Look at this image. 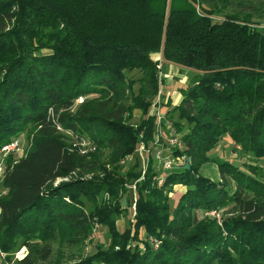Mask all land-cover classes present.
<instances>
[{"label": "trees", "instance_id": "trees-1", "mask_svg": "<svg viewBox=\"0 0 264 264\" xmlns=\"http://www.w3.org/2000/svg\"><path fill=\"white\" fill-rule=\"evenodd\" d=\"M261 20L264 0H0V146L25 137L1 161L0 264H45L50 240L80 244L94 224L108 246L50 264H264ZM159 60L190 78L160 121L172 163L148 156L131 205L137 156L123 174L118 162L155 134ZM123 212L131 234L113 222Z\"/></svg>", "mask_w": 264, "mask_h": 264}, {"label": "rangeland", "instance_id": "rangeland-1", "mask_svg": "<svg viewBox=\"0 0 264 264\" xmlns=\"http://www.w3.org/2000/svg\"><path fill=\"white\" fill-rule=\"evenodd\" d=\"M216 19H219V17L216 16ZM264 21L261 20V23H263ZM160 61V60H159ZM158 72H159V76H160V83H159V90L156 93V103L152 106L150 105L149 107V111L152 110L151 114L154 115L155 119V124H154V130H155V134L153 135V137H151V139H147L145 141V143L142 141L140 142V145L137 147V149L135 151H133L131 154L125 155L123 157H121L119 159V166L117 169V173H121L123 174L125 171H127V169L129 168V165L131 164L134 155L137 156V165L135 167V171H138L139 175H128L124 178V183H123V187L127 188V190L130 193V196H128L129 198V203L131 205L134 204V192H132V189H135V181L139 180L143 177V173L147 167V161H148V156L151 155V158L153 159V166L155 168H159L161 169V167H163V160L165 158H163L161 156L162 154V150L165 148H162L165 146V144H169L168 141V136L170 133L173 132V127L171 126L170 123V119L166 118L165 119V125L162 126L160 121L163 118L164 115V110L166 108L165 103L169 102V103H174L176 102L180 96H181V91L180 89L183 88L186 83L188 82L189 78H190V71L188 70L187 72L185 70H180V73L177 72H172L169 73V71H166L165 68L158 66ZM161 68V69H160ZM183 72V73H182ZM135 75V73H134ZM164 79L165 81L168 80L167 83L162 84V79ZM137 84V83H136ZM135 84V85H136ZM162 87L164 88L163 92H161L160 90H162ZM161 88V89H160ZM162 93V96L161 94ZM139 110L135 109L134 110V114L131 117L130 121H137L138 120V116H139ZM157 116H160V118H157ZM168 130V131H167ZM167 131V132H166ZM168 137V138H167ZM18 143H19V150L17 149L15 152L16 154H21V152L24 149V145H25V137L23 134H19L18 135ZM223 145L219 146L221 148V150L219 148H215L213 151L215 153H221V155H223L224 158L230 160V161H235L238 162L239 156L237 153H234V151L232 149H230L229 144L226 143H221ZM164 155V154H162ZM247 159V157H245ZM258 163L264 164V158L257 160ZM198 171L204 175H207L208 177H210L211 179H218L219 178V173H218V169L215 163L211 162V161H206L204 162L198 169ZM57 181V179H56ZM183 188V186L180 183H175L173 185V189L171 192H169V195L171 197V201H173L177 195L178 192L181 191V189ZM126 190V189H125ZM125 193V192H123ZM123 193H118L117 195H119V202L118 204L120 206H126L125 204V196ZM128 193V195H129ZM123 194V195H122ZM126 194V193H125ZM104 199H108L109 200V195L107 193H103L101 195ZM111 201H114L111 198ZM132 208V207H131ZM208 214L211 213V211L207 212ZM222 213H225V209L222 211ZM132 213H118L114 216V224L116 223V226L121 229L123 227V225H125V228L128 229L130 231V234L132 233V226H131V222H132ZM93 229L92 231H90V233L88 234V237L86 239H84V241L80 244H66L65 242H58L56 239L54 240H50V249H51V253L48 256L45 264H50L51 262L56 261L57 259L62 262V261H66L67 259H69L71 256H75V255H79V254H85L86 252L90 251L93 248V245L95 243H102L101 246L106 247L108 246V237L106 235V231H105V227H95L96 224L93 225ZM152 241L153 239L150 238ZM130 244H133V241H129ZM138 242H140V240H138ZM137 242V243H138ZM26 253V248L25 246H20L18 247L14 253H13V258H19L21 256H23ZM9 264V263H7Z\"/></svg>", "mask_w": 264, "mask_h": 264}, {"label": "built area", "instance_id": "built-area-1", "mask_svg": "<svg viewBox=\"0 0 264 264\" xmlns=\"http://www.w3.org/2000/svg\"><path fill=\"white\" fill-rule=\"evenodd\" d=\"M159 66V64H158ZM82 97L79 96L77 97L76 101H81ZM156 103V99L154 100V102L152 103V106ZM157 118H160V116H157ZM177 140V137L176 136H169L168 138V141H169V144H172V143H175ZM83 143V142H81ZM19 148V143H18V139L14 138L10 141H8L7 143H4L0 146V176H1V173H2V164H1V161H2V158L5 157V155H7L9 152H15L17 149ZM89 148H93L91 145ZM19 150V149H18ZM163 167H170L171 163H172V160L170 158H165L163 161ZM4 190L1 189L0 192H3ZM212 213V211H211ZM216 217H218V212L215 213Z\"/></svg>", "mask_w": 264, "mask_h": 264}, {"label": "crops", "instance_id": "crops-1", "mask_svg": "<svg viewBox=\"0 0 264 264\" xmlns=\"http://www.w3.org/2000/svg\"><path fill=\"white\" fill-rule=\"evenodd\" d=\"M154 56H156V57H158L159 58V54L158 53H156ZM159 66L160 67H163V68H165V70L166 71H169V73H172V72H177V73H180L179 71V69H178V67H176V66H174L173 64H170V63H165V62H162V61H159ZM161 69V68H160ZM159 71V70H158ZM182 71V70H181ZM186 72L188 71V70H185ZM159 73V72H158ZM183 73V72H182ZM159 75V74H158ZM162 79V78H161ZM169 80V79H168ZM168 80H164V79H162V84H164V83H167L168 82ZM161 89V88H160ZM163 90H164V88L162 87V90H160L161 92H163ZM161 94V96H162V93H160ZM227 144V143H226Z\"/></svg>", "mask_w": 264, "mask_h": 264}, {"label": "water", "instance_id": "water-1", "mask_svg": "<svg viewBox=\"0 0 264 264\" xmlns=\"http://www.w3.org/2000/svg\"><path fill=\"white\" fill-rule=\"evenodd\" d=\"M184 167H185V168L188 167V158H186V162L184 163Z\"/></svg>", "mask_w": 264, "mask_h": 264}]
</instances>
